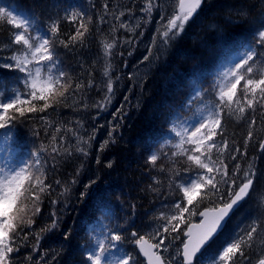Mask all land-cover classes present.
Listing matches in <instances>:
<instances>
[{
	"label": "trees",
	"instance_id": "trees-1",
	"mask_svg": "<svg viewBox=\"0 0 264 264\" xmlns=\"http://www.w3.org/2000/svg\"><path fill=\"white\" fill-rule=\"evenodd\" d=\"M121 1L124 0H0L1 7L14 13H34L42 33L49 30L42 25L44 18H55L58 33L52 39L62 62L59 68L73 86L66 98H58L60 103L43 112H25L23 117L16 113L18 119L4 129L8 136L4 140L0 138V168H15L26 162L37 174L43 172L46 179L41 178L45 185L51 186L35 193L40 197V211L32 217L31 227H25L17 236L14 247L19 251L10 254L11 264H91L87 250L96 247L100 235L104 239L109 233L123 237L113 249L115 254L131 253L137 264H145L135 245L137 237L132 233L139 236L159 222L160 214L170 215L172 205L183 197L178 185L201 171L190 165L186 155L162 148L171 137L172 122L187 119L202 104L218 102L217 82L223 60L254 47L258 54L256 66L264 64V46L255 44V33L264 27V0H203L183 33L167 45L165 58L157 59L151 71L139 81L137 99L126 104L129 111L107 133V146L96 145L95 139L101 134L96 130L85 153L70 151L62 144L70 132L100 127L104 113L95 103L105 97V70L109 68L107 80L122 82L126 68L142 55V41L135 49L133 42L122 45L120 40L121 44H116L110 55L105 53L104 44L114 45L115 39L123 34L120 21L112 14ZM73 12L83 15L72 20L69 17ZM145 16L147 23L154 13L148 16L145 11ZM81 23L88 31L73 41L71 38L78 30L83 32ZM150 26L148 22L146 30ZM143 31L136 30V36ZM14 32L6 18L0 20V49L13 42ZM131 54L135 57L128 59ZM19 81L18 69L0 63V94L14 83L24 89ZM76 84L82 87L77 89ZM197 89L200 97L193 99ZM241 102L246 103L243 99ZM32 103L40 108L44 101ZM223 131V137L218 135L214 139L217 144L222 139L228 142L222 159L228 165L229 175L232 176L238 164V184L245 172L254 171L255 176L251 193L210 243L201 264L210 261L236 235H242L253 221L264 222V150L259 147L264 143V108L256 105L254 111L246 109L242 120H237L235 113L231 117L225 115ZM249 131L251 139H248ZM153 154L159 157L155 164L149 161ZM216 155L214 149L213 159ZM227 189L228 185L221 187L225 200ZM203 196L201 192L195 197L193 205L184 201L191 214L185 213L181 231L165 234L174 242L176 254L184 242V230L199 219V212L222 204L218 199L206 198L197 206ZM161 222L166 224L165 220ZM246 255L250 264H258L264 256V229L258 230L254 246ZM178 260L182 264L180 255ZM238 264L247 262L240 260Z\"/></svg>",
	"mask_w": 264,
	"mask_h": 264
},
{
	"label": "snow or ice",
	"instance_id": "snow-or-ice-1",
	"mask_svg": "<svg viewBox=\"0 0 264 264\" xmlns=\"http://www.w3.org/2000/svg\"><path fill=\"white\" fill-rule=\"evenodd\" d=\"M202 3L203 0H179V14L168 21L166 30L161 34L162 43L165 46L183 33L187 23L198 13ZM150 9L149 0V8L146 11ZM82 15L83 13L73 12L69 18L76 20ZM5 18L9 25L19 30L13 34V43L22 45L21 53L12 57L14 64H8L7 67H14L26 74L24 84L29 91L27 93L13 92L6 101H0V129H7L12 121L18 119L16 113L23 117L25 112H43L53 104L60 103L61 99L58 98H66V93L73 87L70 81L65 79L66 73L59 68L62 62L59 61L55 52L52 37L58 33V24L51 23L48 32L42 33L34 13L24 11L14 14L7 8L0 7V20ZM80 28L83 32L78 30L76 36L71 38L73 41L82 38L88 31L83 23L80 24ZM60 43L65 47L68 46L64 41ZM255 44L264 46V27L255 33ZM113 47V44H104L106 55H110ZM257 55L255 48L250 47L238 63L222 74L216 91L218 102L212 103L206 110L200 112L193 130L190 131L188 127L180 130H177L175 126L171 128L175 136L179 137V143L175 147L179 149L180 154L187 156L190 165H195L196 169L203 171H196L194 176L178 185L183 197L181 201L172 205L170 215L162 214L159 217L165 220L166 224L163 226V232L157 231L152 237L158 240L157 243H150L144 236L137 237L136 232L132 233L133 237H137L135 244L146 258L147 264H171V261L162 254L168 250L165 247V241L168 238L165 234L181 231L180 225L185 222V213L191 214V209L184 205V201L187 205H193L195 197L201 195V190L207 189L201 200L197 202V206L204 199L211 197L222 202L216 208L200 212L199 215L203 217L201 223L188 227L183 233L186 242H182V251L179 253L182 256V264H201L202 258L208 252L210 242L226 226L227 219L233 210L249 196L255 172H245L243 181L238 184L240 166L235 165L230 176L228 165L222 159L228 148L227 140L222 139V143L217 144L214 138L224 135L225 115L231 117L235 113V118L242 120L246 109L254 111L256 105L264 108V64L256 66ZM147 59L148 57H145V60ZM30 65H35L34 71L29 68ZM104 75H108L107 69ZM75 87L79 89L82 85L76 84ZM107 90L109 93L113 90L111 80L107 84ZM242 99L246 103L242 104ZM33 101H44V103L42 107L37 108ZM25 105L27 107H24ZM233 105H236L235 109ZM254 123L253 120L252 124ZM59 131L60 129L57 128L56 132ZM251 138L252 132L249 131L248 139ZM55 139L56 137L53 136L52 140L55 141ZM107 144L108 141H105L101 147ZM185 144L191 147L185 148ZM259 147L264 150V143H261ZM214 149L217 154L216 159H213ZM53 151L56 149L53 148ZM235 158L232 157V159ZM158 159L156 154L149 157L152 164H155ZM108 167H111V163ZM191 170L190 167L189 171ZM41 177H44V173L37 174L26 162L15 168H0V264H11L10 254L19 251V248L14 247L17 236L23 233L25 227H31L34 223L32 217L40 211L38 207L40 197L35 193L44 192L46 188L51 187L45 185ZM223 185H228L227 200L221 193ZM29 205L32 206L31 209ZM52 227H55L54 223ZM260 229H264V222L253 221L242 235H236L213 255L210 258V264H238L240 260L250 264L246 251L253 248L256 234ZM122 240L121 235L109 233L104 239L96 241V247L87 250L88 261L91 264H137L136 258L131 253H124L114 260L105 261L106 254L116 248ZM258 264H264V256L258 260Z\"/></svg>",
	"mask_w": 264,
	"mask_h": 264
},
{
	"label": "rangeland",
	"instance_id": "rangeland-1",
	"mask_svg": "<svg viewBox=\"0 0 264 264\" xmlns=\"http://www.w3.org/2000/svg\"><path fill=\"white\" fill-rule=\"evenodd\" d=\"M151 9L150 11L154 13V17L149 16L151 12L148 11V22H151V26L149 30H146L147 23L144 20L147 16H145V9L149 6V0H124L119 2L112 11V14L120 21V26L122 28L123 34L121 37H118V40L115 39L114 46L116 44L129 45L130 42H133V48L136 49V46L139 42L142 41V55L140 58L134 59L133 62L126 68L125 71V79L122 82H116L112 80V92L109 93L107 90V85L109 80L108 76L105 77V85L103 93L105 97L103 100L97 101L96 107L100 112H103L102 119L100 120V127L93 128L87 130L85 128H81L80 130L75 129L73 132H70L67 138L62 139V144L66 146L70 151L83 152L85 153L90 145V140L92 135H95L97 131H100L99 138L95 139V143L97 146L102 145L107 139L106 135L110 130H113L114 124L116 121L123 115H125L129 108L126 104H131L137 99V91L136 86L139 85V81L146 76L151 69L154 67L157 59H164L166 56V48L162 43L161 34L166 30V26L168 21L175 15L179 14V0H150ZM2 5V2H0ZM106 7L109 4H105ZM1 7V6H0ZM4 7V6H2ZM5 8V7H4ZM13 12V11H12ZM142 12V13H141ZM14 13V12H13ZM16 14V13H14ZM55 21V18L48 16L44 18V23L42 25L44 27H49L51 23ZM143 27V28H142ZM144 30L138 37L136 36V30ZM19 30L15 29V32ZM135 33V34H134ZM147 36V37H146ZM121 40V43H120ZM22 45H16L13 42L8 46H4L0 49V63H2L5 67L8 64H14L12 57L14 55H18L21 53ZM248 50H242L241 52L235 53L223 60L220 64L219 69V79L217 82V86L219 81L222 78V74L226 72L229 68L233 67L236 63L239 62L241 57ZM135 57L134 54H131L128 59ZM145 57H148L145 60ZM29 68L34 71L35 65H30ZM19 71V70H18ZM109 68H107V72ZM20 72V71H19ZM26 74L24 72H20V83L24 87V89L18 83H14L13 86L0 94V101H6L9 97L12 96L13 92L17 93H27L29 89L25 87L24 80ZM200 90H196V94H194L193 99L200 97ZM206 103L207 101H201V103ZM210 105H200L197 109H194L192 114L185 120H176L172 122V127L175 126L177 130H180L183 127H188L189 130H193V126L196 125L197 120L199 119L200 112L202 110H206ZM123 111H126L123 113ZM8 136V132L4 129L0 130V138L4 140ZM179 143V137H176L172 132L171 137L168 138L163 144L162 148H170L175 153H180L179 149L175 147L176 144ZM185 148H190L191 145H184ZM78 149H83L84 151H79ZM156 152V151H155ZM203 170H201L202 172ZM249 172V171H248ZM207 191V189H202V195ZM214 200H217L215 197H211ZM220 206V205H219ZM162 214H167L164 212ZM160 214V216L162 215ZM163 226L161 219L159 222L156 221V225L151 226L149 229H146L139 236H145L150 241L157 243V239H152L155 236L157 231L163 232ZM188 227V226H187ZM162 228V229H161ZM187 229V228H186ZM184 230V232L186 231ZM138 237V236H137ZM103 239L100 235L98 240ZM97 240V241H98ZM136 245V244H135ZM165 247H167V251L163 252L166 259L171 261V264H180L178 260V256L180 254H176V249L174 248V242L170 238H167L165 241ZM111 249L109 253L105 256V261L107 259H115L120 257L119 255L113 252ZM181 252V248L179 250ZM144 260V259H143ZM146 264V263H145ZM206 264H210V261L206 262Z\"/></svg>",
	"mask_w": 264,
	"mask_h": 264
},
{
	"label": "water",
	"instance_id": "water-1",
	"mask_svg": "<svg viewBox=\"0 0 264 264\" xmlns=\"http://www.w3.org/2000/svg\"><path fill=\"white\" fill-rule=\"evenodd\" d=\"M253 182H254V180H253ZM252 187H253V186H252ZM251 190H252V189H251ZM251 190H250V193H251ZM246 199H247V197L245 198V200H246ZM245 200L241 201L240 204H239V205L233 210V212L230 214L229 218L227 219V222L229 221L230 217L234 214V212L237 210V208H238V207H239V206H240ZM213 208H216V207H206V208L202 209L200 212H202V211H208V210H211V209H213ZM200 212H199V213H200ZM198 218H199V220H197V221H193L192 223H190V224L188 225V227H191L192 225H198V224H200L201 221H202V219H203V217H201V216L198 214ZM188 227H187V229H188ZM224 228H225V227H224ZM224 228H223V229H224ZM187 229H186V231H187ZM223 229H222V230H223ZM222 230H221V231H222ZM186 231H185V232H186ZM221 231L215 236V238L221 233ZM215 238H214V239H215ZM145 239H148V238L145 237ZM214 239H213V240H214ZM148 240H149V239H148ZM213 240H212V241H213ZM212 241H211V242H212ZM149 242H150V243H153V242L150 241V240H149ZM185 242H186V238H185ZM211 242H210V243H211ZM182 247H183V246H182ZM137 248H138V246H137ZM138 251H139V248H138ZM139 253H140V252H139ZM140 255H141V257L145 260V262H146V264H147V260H146V258H145L141 253H140Z\"/></svg>",
	"mask_w": 264,
	"mask_h": 264
}]
</instances>
